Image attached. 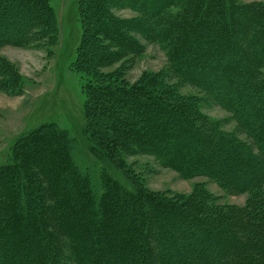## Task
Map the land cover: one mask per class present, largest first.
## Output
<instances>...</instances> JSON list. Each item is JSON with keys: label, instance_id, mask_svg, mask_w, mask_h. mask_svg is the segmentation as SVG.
I'll use <instances>...</instances> for the list:
<instances>
[{"label": "trees", "instance_id": "trees-1", "mask_svg": "<svg viewBox=\"0 0 264 264\" xmlns=\"http://www.w3.org/2000/svg\"><path fill=\"white\" fill-rule=\"evenodd\" d=\"M49 1L0 0V27L17 19L21 44L29 31L49 41ZM116 1L76 3L81 37L70 64L84 94L79 138L44 122L0 164V264H264L256 192L264 179V1L121 0L137 15L129 20L112 13ZM141 41L166 49L169 66L130 84ZM10 66L0 57L12 76ZM190 80L225 99L219 105L255 152L205 117L200 100L179 94ZM237 84L248 94L231 102ZM250 97L262 102L258 112L243 106ZM136 155L250 197L223 206L203 184L184 199L147 193L126 161ZM251 168L261 171L245 182L240 174Z\"/></svg>", "mask_w": 264, "mask_h": 264}, {"label": "rangeland", "instance_id": "rangeland-1", "mask_svg": "<svg viewBox=\"0 0 264 264\" xmlns=\"http://www.w3.org/2000/svg\"><path fill=\"white\" fill-rule=\"evenodd\" d=\"M116 2L118 3L112 11L115 16L126 20L137 16L121 0ZM76 3L77 0L49 1L55 21V34L49 41L46 35H32L33 31H29V34L25 35V42L21 44L18 40L20 32H15L16 28L13 26L16 25L17 19L12 21L6 17L1 21L0 57L12 66L14 73L9 76L7 71L3 70L5 68H0V164L5 161L6 155L20 135L44 122H54L79 138L81 126L84 125V94L82 79L70 64L75 58L81 37ZM132 34L140 39L137 34ZM143 39L142 37L140 40ZM142 43L145 45L142 53L134 58L127 71L126 78L130 84L136 83L143 76L167 70L169 66L166 49L153 41ZM190 82L193 83L191 80ZM199 84H196L197 88L182 83L178 89L179 94L185 98L195 97L200 100V111L205 117L214 121L217 127L219 125L223 132H229L236 139L250 144L249 152H255L251 138L241 132L242 130L238 131L230 112L219 105L225 99L216 98L213 91L204 93ZM231 93V102L248 94L247 90H242L238 84L234 85ZM250 99L249 102L243 101V106L249 110L252 106L251 108L258 112L262 102L259 103L255 97ZM126 161L136 172L146 192L153 195L165 194L169 198L177 196L184 199L192 194L196 184H203L210 193L217 196L218 204L241 207L251 194L226 192L205 177L182 178L175 171L161 167L147 155L130 156ZM262 161L261 159V165ZM256 170L259 171L257 168H251L240 175L245 182H249L256 177ZM261 183L256 192L264 198V179Z\"/></svg>", "mask_w": 264, "mask_h": 264}]
</instances>
